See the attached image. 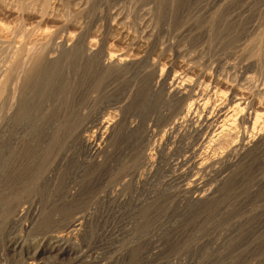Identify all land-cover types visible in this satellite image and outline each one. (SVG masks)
<instances>
[{"label":"bare ground","instance_id":"1","mask_svg":"<svg viewBox=\"0 0 264 264\" xmlns=\"http://www.w3.org/2000/svg\"><path fill=\"white\" fill-rule=\"evenodd\" d=\"M101 4H106L111 23L116 21L125 28L141 21L147 47L138 50L139 39L132 31V44L122 45V41L114 45L108 34L99 35L89 22L83 24L81 19L101 17ZM56 6L62 8L61 13L56 11L60 14H55ZM160 32L170 34L172 40L161 42L156 35ZM159 42L161 52L170 51L181 60V70L166 67L154 57L158 54L152 48ZM214 73L219 76L216 81ZM89 108L96 111V117L87 116ZM134 112L144 116L142 122L129 120ZM92 129L93 140L86 134ZM120 132L135 141L129 154L121 156L127 159L123 165L134 166V178L156 176L160 171L154 173L157 154L152 149L140 154L136 144L162 133L158 153L167 167L162 171L174 174L180 192L191 195L193 202L218 199L229 187L246 182L249 200L264 190V0H0V238L13 227L10 225L21 228L25 211L30 210L24 208L26 187L36 179H50L59 165L76 160V142L95 161L100 155H109L108 146ZM171 157H175L174 163L168 161ZM141 165L144 169L139 171ZM72 201L59 210L58 219L42 221L38 217L28 226L29 232H45L41 240L34 237L27 244L19 234L8 240L9 260L0 257V264H46L43 260L55 252L63 256V246L91 217L86 211L79 212L84 201ZM237 205L224 212L227 221L212 227V235L196 239L162 236L154 241L153 236L142 238L140 233L141 238L132 237L136 239L126 245L129 254L142 248L159 249L150 253L158 260L167 249L173 258L170 264H264V202L258 209L244 210L240 217L237 212L242 202ZM173 224L164 229L171 237ZM145 226L143 223L142 228ZM127 230L136 231V225ZM123 240L125 245L128 238ZM176 247L180 251L173 252ZM108 252L80 263L120 262L110 261ZM144 255L130 256L144 260Z\"/></svg>","mask_w":264,"mask_h":264},{"label":"rangeland","instance_id":"2","mask_svg":"<svg viewBox=\"0 0 264 264\" xmlns=\"http://www.w3.org/2000/svg\"><path fill=\"white\" fill-rule=\"evenodd\" d=\"M59 5V4H58ZM106 4H104L102 6V4L98 7V11L100 9L101 11V17L98 19H87V21H85L84 19H80V21L83 24H88L90 25V28L93 29L92 30H96L97 34H101L104 35L106 37L109 38L108 40H110V43L112 42V44L114 45H119V43H124L122 45L125 44H129L131 42V44L133 43V39L135 38V35L137 34V39H139V41L136 43L137 48H139L138 50L141 51V48H146L147 44L145 42V39L142 37V28H141V21H139L138 23H133L128 25L127 27L125 26V28H123V26H120L116 23V21H112L114 23H111L112 19L107 18L108 17V9H106ZM57 7V8H56ZM54 11L55 14H60L61 13V9L59 6H56ZM59 7V8H58ZM104 7L106 10H104ZM108 8V7H107ZM59 9V10H58ZM72 13H74V7H71ZM103 9V10H102ZM132 9V8H131ZM56 11L60 12V13H56ZM105 13V14H103ZM94 15V13H93ZM139 16H141V14H138ZM107 16V17H106ZM78 20V22H79ZM89 20V21H88ZM103 20V21H102ZM79 22V25H81L82 23ZM81 23V24H80ZM94 23V24H93ZM111 23V24H110ZM110 24V26H108ZM117 24V25H115ZM142 24V23H141ZM102 25V26H101ZM113 27H112V26ZM93 26V27H91ZM108 26V27H107ZM110 27V28H109ZM117 27V28H115ZM123 30L122 31H118V30ZM130 29H129V28ZM108 28V29H107ZM119 28V29H118ZM134 30H132V29ZM112 29V30H110ZM140 29V32L138 31ZM91 30V31H92ZM100 30V32L98 33V31ZM114 30V31H113ZM130 31H132L133 34H130ZM94 33V31H92ZM117 32V33H116ZM138 32V33H137ZM103 33V34H102ZM129 33V36L128 34ZM162 33V34H161ZM165 33V32H164ZM163 32H160L159 34H156L157 37L161 40V42H166L167 41H171L172 40V36L168 33L164 34ZM96 34V33H95ZM125 34V35H124ZM112 35V36H111ZM139 35V36H138ZM159 35V36H158ZM110 36V37H109ZM133 36L134 38L132 39ZM141 36V37H140ZM168 39H167V37ZM114 37V38H113ZM128 39H127V38ZM139 37V38H138ZM170 37V38H169ZM111 38V39H110ZM143 38V40H142ZM117 41H116V40ZM120 41H119V40ZM124 39V40H123ZM115 40V41H114ZM132 40V41H131ZM119 41V42H118ZM126 43H125V42ZM144 44L142 46V44ZM140 43V45H139ZM120 44V45H121ZM146 45V46H145ZM158 45V44H157ZM154 46V50L152 48V52L153 53H157L153 54L156 55L154 57L160 59L161 62H164V64H167L166 67L171 66V68H173L175 71H179L181 70V63H180V59H177L174 55L172 56V52L170 53V51H166L165 52H161L159 49L161 48L160 46V42L158 46ZM139 46V47H138ZM160 46V48H159ZM159 48V49H158ZM155 51H159L155 52ZM164 54H166L164 56ZM170 54V55H168ZM158 56V57H157ZM164 56V57H163ZM179 64V66H178ZM165 66V65H164ZM217 74H213V78H215L214 80L216 81L219 76H216ZM216 76V77H215ZM217 78V79H216ZM213 80V81H214ZM225 89V88H223ZM113 111V110H111ZM89 113H87L88 117L94 118V116L96 115L94 112H96L94 109L89 108L88 111ZM136 112L129 114L128 117L130 121L132 122H142L144 117L143 115L141 116V114H135ZM90 114V116H89ZM94 114V115H93ZM107 116V115H106ZM104 116V117H106ZM96 117V116H95ZM121 117V116H120ZM131 117L134 118L131 119ZM137 118V119H136ZM136 119V120H135ZM140 121H139V120ZM153 129L157 130L158 132L159 129L158 128H154ZM92 131V132H91ZM121 133V134H120ZM120 136L116 135L114 136V139L112 142H110V145L108 146L109 149V155L107 154H103L100 155V157H98L97 160L94 161V159L89 155V151L82 148L78 142H76L74 149H73V157L76 160H72L71 162L65 163L64 165L61 164L57 167V171L53 174V177H51L50 179H36V182H32L31 184H29L24 192L25 199L24 200V208L26 209H30L29 212L25 211L26 215H24L22 221L20 222L21 228L17 227L16 224L10 225L13 227H9L7 229V231L2 235V237L4 238H0V257H2L3 259L9 260L8 258V240H11L14 236H16L17 234H19L22 238H24L23 240H26V243H30L32 240V238L34 240L39 239L41 240L43 238V234H45V232H36L32 231L29 232L28 230V226H30L33 221L35 222V220L40 217V220H56L60 217V213L62 212V207L65 206L68 202L71 203L73 202L72 200L76 201L77 200H82L85 202V206L79 211L82 213H84L83 211H86L85 213L87 214H91V217L89 219V222L87 224H85V227L83 228L82 231L78 232L77 234H75V236L73 235V240L71 238V241L68 242V246L64 245L63 246V256H59L57 255L58 252H55L56 254H52L50 255V258L48 259V257H46L43 261L46 264H81V261H86L87 259L89 260H94L98 254H102L103 252H107V256L112 257L109 260L113 261L114 263H116L115 261H117V259L120 260L119 263L116 264H146L148 261L150 264H157V262L159 264H170L171 260H173L172 257H170L167 253V249L164 250V252H167L166 255L164 253L163 256L159 257L158 260L157 258H151V254H153L154 252H156L159 249H152V248H144V250H139V252L137 253V250L135 251L137 253V256L140 255L141 253L145 254V258L143 260V258H135L136 253L133 251L131 252V254L133 253L135 255L134 256H130L131 254L129 251V247L126 246L128 245V243L130 241H133L136 238L132 237H138L141 238V235L143 236L142 238H150L152 237V240L154 239V241L160 237H164L167 238H174V239H185V238H198L201 237L203 235H212L215 233V231L213 232V228L215 225L219 224V222H221L222 220L227 221L228 219V214H224V212L227 209H230L232 207H234V205H236L237 207H239L237 204L241 205L242 202V206H240L241 210L237 212V216H243L244 215V210H254V209H258L264 202V190H260L259 193H256L257 195H255L254 197H251V199L249 200L250 196L247 193V182L246 183H241L240 185H238L235 188H231L229 187L227 189V192L224 193L223 195L220 196V198L218 199H212L210 201H206V202H200V203H196L192 201V196L191 195H186L182 192H180V185H178V181L174 178V174L168 173L166 172V170L162 171L163 169H167L164 168L166 162L161 158V156L159 155L158 151L160 152V148H161V143H162V133L159 134H155V136L159 137H151V135L147 138L146 140L144 139L143 141H141L139 143V146H137L138 144H136V148L137 151H139L140 154L141 150L142 152H145V149L147 152L151 151V153L157 154L156 155V161L154 164V168H157L154 173H156L157 170H160L161 173L157 172L158 177H156L155 175H151V176H142V177H133L132 175L134 174V166H129V165H123L124 162H127L124 157L121 156H125L126 154H129V152L131 151V149L134 147L133 145H135V141L130 142L131 139H128L127 137H125L124 133L122 135V132H120ZM88 136H90L91 140H93V135L94 134V129L88 131L86 133ZM92 136V137H91ZM125 137V139L122 138ZM124 140H122V139ZM152 138L151 140H148ZM161 138V139H160ZM121 139V140H120ZM160 139V141H158ZM117 140H120L119 142ZM128 140V141H127ZM157 140V141H156ZM128 142V143H127ZM130 142V143H129ZM161 142V143H160ZM78 143V146H77ZM142 143V146H140ZM156 143V144H155ZM160 143V144H159ZM115 144V145H114ZM125 144H127L128 146H126ZM132 145V146H130ZM144 145V146H143ZM160 145V146H159ZM130 146V147H129ZM153 146V147H152ZM159 146V147H158ZM117 147V148H116ZM119 147V148H118ZM122 147V148H121ZM127 147V148H126ZM141 147V148H140ZM148 147V148H147ZM150 147V149H149ZM129 148V149H128ZM120 151H119V150ZM127 149V150H126ZM76 150V151H75ZM82 150V151H81ZM125 150V151H124ZM157 150V151H156ZM124 154H122L121 153ZM128 151V152H126ZM156 151V152H154ZM77 153V154H76ZM114 153V154H113ZM118 153V154H117ZM112 154V155H111ZM117 154V155H116ZM115 155V156H114ZM117 156V157H116ZM76 157V158H75ZM113 157V158H112ZM115 157V158H114ZM121 157V158H119ZM117 158V159H116ZM173 157L170 158V160L168 159V161H170L171 163L174 161L175 157L172 159ZM90 159V161H89ZM115 159V160H114ZM159 159V160H158ZM100 160V165H97V161ZM105 160V161H102ZM114 160V161H113ZM109 161V163L107 162ZM111 161V162H110ZM118 161V162H117ZM106 162V163H105ZM74 166V168L71 166ZM96 163V164H94ZM113 163V164H112ZM121 163V164H119ZM165 163V164H164ZM168 163V162H167ZM174 163V162H173ZM91 164V165H90ZM109 164V166H108ZM115 164V165H114ZM116 164H118L116 166ZM69 165V166H67ZM97 165V166H96ZM104 165V166H103ZM121 165V166H120ZM87 166V167H86ZM91 166V167H90ZM93 166V167H92ZM115 166V167H113ZM128 166V167H127ZM157 166V167H156ZM163 166V167H162ZM71 167V168H69ZM85 167V168H83ZM106 167V168H105ZM108 167V168H107ZM119 169H117V168ZM162 167V168H161ZM62 168V169H61ZM69 168V170H67ZM80 168V169H79ZM97 168V169H96ZM111 168V169H110ZM144 169V166H140L139 167V171H141V169ZM82 169V171H80ZM101 169V170H100ZM132 169V170H131ZM175 169V167H174ZM66 170V171H65ZM78 170V171H76ZM99 170V171H98ZM132 172V173H129ZM74 171V172H73ZM76 171V172H75ZM71 172V174H70ZM75 175H73V173ZM78 172H80L78 174ZM118 172V173H116ZM126 172V173H125ZM128 172V173H127ZM61 173V174H60ZM70 175H69V174ZM114 173V174H113ZM116 173V174H115ZM61 176H60V175ZM67 174V175H66ZM77 174V175H76ZM55 175V176H54ZM59 175V176H58ZM114 175V176H113ZM166 175V176H165ZM71 176V177H70ZM73 176V177H72ZM75 176V177H74ZM81 176V177H80ZM108 178H107V177ZM117 176V177H116ZM124 176V177H123ZM129 178H128V177ZM170 176V177H169ZM79 177V178H78ZM96 177V178H95ZM110 177V178H109ZM144 177V178H143ZM149 177L151 180H149ZM56 178V179H54ZM70 178V179H68ZM126 181H125V179ZM58 179V181H56ZM68 179V180H67ZM121 179V180H120ZM147 179V180H146ZM157 179V180H156ZM160 179V180H159ZM165 179V180H164ZM39 180V181H38ZM67 180V181H65ZM71 180V181H70ZM106 180V181H105ZM124 180V181H123ZM167 180V182H166ZM38 181V182H37ZM42 181V182H41ZM62 181V182H61ZM145 181V182H144ZM147 181V182H146ZM150 181V182H149ZM157 183H156V182ZM160 181V182H159ZM162 181V182H161ZM170 181V182H169ZM110 182V183H109ZM122 182V183H121ZM172 182V183H171ZM176 182V183H175ZM180 182V181H179ZM43 185H42V184ZM46 183V184H45ZM70 185H68V184ZM166 183V184H165ZM40 184L42 186H40ZM56 184V185H55ZM122 184V185H121ZM144 184V185H143ZM169 184V185H168ZM175 184V185H174ZM50 185V186H49ZM55 185V186H54ZM63 185V186H62ZM67 185V187H66ZM122 187H121V186ZM166 185V186H165ZM47 186V187H46ZM54 186V187H53ZM115 186V187H114ZM168 186V187H167ZM41 187V188H40ZM71 187V188H70ZM149 187V188H147ZM159 187V188H158ZM170 187V188H169ZM31 188V190H30ZM34 188V189H33ZM51 188V189H50ZM57 188V189H56ZM63 190H60V189ZM114 188V189H113ZM129 188V189H128ZM166 190H165V189ZM168 188L170 190H168ZM89 189V190H88ZM109 189V190H108ZM120 189V190H119ZM158 189V190H157ZM161 189V190H160ZM233 189V190H232ZM34 190V192H33ZM56 190V191H55ZM67 190V191H65ZM157 190V191H156ZM229 190V191H228ZM31 191V192H30ZM59 191V192H58ZM65 191V192H64ZM71 191V193H70ZM118 193H117V192ZM135 191V192H134ZM165 191V192H164ZM64 192V193H63ZM68 192V193H67ZM153 192V193H152ZM45 193V194H44ZM62 193V194H61ZM115 193V194H114ZM165 193V194H164ZM169 193V194H167ZM70 194V195H68ZM78 194V195H77ZM229 196L230 198L226 197ZM240 194V195H239ZM28 195V196H27ZM64 195V196H63ZM161 195V196H160ZM225 195V196H224ZM243 195V197H242ZM245 195V196H244ZM262 195V196H261ZM109 196V197H108ZM248 196V197H247ZM32 197V198H31ZM35 197V198H34ZM69 197V198H68ZM121 197V198H120ZM147 197V198H146ZM169 197V198H168ZM240 197V198H238ZM31 198V201H30ZM50 198V199H49ZM65 198V199H64ZM67 198V199H66ZM133 198V199H132ZM185 198V199H184ZM191 198V199H190ZM244 198V199H243ZM263 200H262V199ZM59 199V200H58ZM187 199V200H186ZM230 199V200H229ZM239 199V200H238ZM58 200V201H57ZM162 200V201H161ZM186 200V201H185ZM243 200V201H242ZM153 201V203H152ZM155 201V202H154ZM161 201V202H160ZM245 201V202H244ZM28 202V203H27ZM48 202V203H47ZM30 203V204H29ZM37 203V204H36ZM41 203V205H40ZM146 203V205H145ZM227 203V204H226ZM251 203V204H250ZM255 203V204H254ZM198 204V205H197ZM46 205V206H45ZM222 205V206H221ZM228 205V207H227ZM27 206H29L27 208ZM111 206V207H110ZM207 206V207H206ZM219 207V208H218ZM223 207V209L221 208ZM230 207V208H229ZM245 207V208H244ZM255 207V208H254ZM34 208V210H33ZM130 208V209H129ZM160 208V209H159ZM218 208V209H217ZM221 208V209H220ZM226 208V209H225ZM238 208V210L240 209ZM40 209V210H38ZM46 209V210H44ZM89 209V210H88ZM214 209V210H213ZM32 210V211H31ZM61 212H60V211ZM204 210V211H203ZM219 210V211H218ZM39 211V212H38ZM44 211V212H43ZM135 211V212H134ZM139 211V212H138ZM216 211V212H215ZM221 211V212H220ZM34 212V213H33ZM41 212V213H40ZM43 212V213H42ZM117 212V213H116ZM38 213V214H37ZM129 213V214H128ZM42 214V215H41ZM104 214V215H103ZM128 214V215H127ZM135 216H134V215ZM207 214V215H206ZM31 215V216H30ZM37 215V216H36ZM124 215V216H123ZM131 215V216H129ZM140 215V216H139ZM217 215V216H216ZM36 216V217H35ZM104 216V217H103ZM126 216V217H125ZM29 217V218H28ZM31 217V218H30ZM28 218V219H27ZM96 218V219H95ZM135 218V219H134ZM214 218V220H213ZM27 219V220H26ZM32 219V220H31ZM212 219V220H211ZM135 220L137 222H135ZM209 220V221H207ZM216 220V221H215ZM218 220V221H217ZM27 222V223H26ZM30 222V223H29ZM99 225H98V223ZM25 223V224H24ZM93 223V225L91 224ZM103 225H102V224ZM127 223V224H126ZM143 223H146L145 228H142ZM174 223V224H173ZM117 224V226H116ZM136 225L137 230H132V233L127 230L128 227H132L133 225ZM141 227H140V225ZM166 224V225H165ZM172 224L175 226L174 228L177 227V225L179 226V228L177 227V229L172 228V235L174 237H171V232L165 231L167 229V227L172 226ZM202 224V225H200ZM210 224V225H208ZM127 225V226H126ZM130 225V226H129ZM197 225V226H196ZM98 226V227H97ZM101 228H100V227ZM105 226V228L103 227ZM165 226V227H164ZM181 226V227H180ZM25 227V228H24ZM127 229H126V228ZM202 227V228H201ZM207 227V228H206ZM209 227V229H208ZM16 228V229H15ZM124 228V229H123ZM151 228V229H150ZM166 228V229H165ZM198 228V229H197ZM212 228V229H211ZM27 229V232H26ZM105 229V230H103ZM122 229V230H119ZM139 229H141V232H139ZM163 229V230H162ZM165 229V230H164ZM180 229V230H179ZM185 229V230H184ZM206 229V230H205ZM20 230V231H19ZM23 230V231H22ZM98 230V233H97ZM175 230V231H174ZM176 230H178V232H176ZM187 230V231H186ZM84 231V232H83ZM203 231V232H202ZM9 232V234H8ZM12 232V233H11ZM16 232V233H15ZM29 232V233H28ZM114 232H117L114 233ZM127 232V233H126ZM131 233V235L129 236ZM135 232V233H134ZM13 235H11V234ZM126 233V234H125ZM137 233V234H136ZM140 233H143L140 235ZM169 233V234H168ZM8 234V235H7ZM79 234V235H78ZM90 234V235H88ZM116 234V235H115ZM119 234V235H118ZM146 234V235H144ZM9 237H7V236ZM23 235V236H22ZM25 235V237H24ZM32 235V236H31ZM88 235V236H86ZM96 235V236H95ZM111 235V236H110ZM113 235V236H112ZM122 237H121V236ZM124 235V236H123ZM127 235V236H125ZM200 235V236H199ZM78 238H77V237ZM81 236V237H80ZM101 236V239H100ZM150 236V237H149ZM36 239H35V238ZM39 237V238H37ZM92 237V238H90ZM94 237L96 238L94 240ZM120 237V238H119ZM126 237V239H125ZM156 237V238H155ZM26 238V239H25ZM41 238V239H40ZM75 238V239H74ZM83 238L85 239V241H82ZM88 238V239H87ZM104 238V239H103ZM125 239L128 241L125 245L122 244V240ZM137 238V239H138ZM77 239V240H76ZM117 239V240H116ZM7 240V241H6ZM30 240V241H29ZM123 240V242L125 241ZM76 241V242H74ZM88 241V242H87ZM97 241H101L100 243ZM79 242V243H78ZM84 242V244H83ZM96 242V243H95ZM105 242V245L103 244ZM115 242V244L112 243ZM70 243V245H69ZM82 243V246H81ZM87 243V244H86ZM93 243V244H92ZM95 243V244H94ZM118 243V244H117ZM7 244V245H6ZM78 244V245H77ZM100 246H98V245ZM122 244V245H121ZM72 245V246H71ZM75 245V246H74ZM80 245V246H79ZM92 245V246H91ZM103 245V246H101ZM117 248H116V246ZM119 245V246H118ZM89 246V247H88ZM95 246V248L93 247ZM106 246V247H105ZM84 247V249H83ZM93 247V248H92ZM120 247V249H119ZM122 247V248H121ZM126 247V248H124ZM62 248V247H61ZM108 248V249H107ZM129 248V249H128ZM162 248V247H161ZM68 249V250H66ZM71 249V250H70ZM82 249V250H81ZM102 249V250H101ZM110 249V250H109ZM116 250V251H115ZM125 250V251H124ZM179 250L178 247H176L173 252ZM68 251V252H67ZM75 253H74V252ZM81 251V252H80ZM83 251V253H82ZM90 251V252H89ZM110 251H112L110 253ZM121 251V252H120ZM148 251V252H147ZM180 251V250H179ZM77 252V253H76ZM89 252V253H88ZM123 252V253H122ZM7 253V256H5ZM26 252H23V256H25ZM73 253V254H72ZM79 253V254H78ZM129 255H128V254ZM3 254V256H2ZM125 254V255H124ZM57 255V256H56ZM84 255V258H83ZM95 255V256H94ZM123 255V256H122ZM128 255V256H127ZM54 256V258H53ZM95 258H94V257ZM117 256V257H116ZM127 256V257H126ZM149 256V258H148ZM59 257V258H58ZM65 257L67 259H65ZM73 257V258H72ZM116 257V258H115ZM124 257V258H123ZM126 257V258H125ZM165 259H164V258ZM69 258V259H68ZM71 258V259H70ZM83 258V259H82ZM114 258V259H113ZM121 258V259H120ZM126 259V261H125ZM132 259V260H131ZM163 259V260H162ZM143 260V262H141ZM153 262H152V261ZM157 260V261H156ZM168 260V261H165ZM147 261V262H146ZM151 261V262H150ZM165 261V262H164ZM51 262V263H50ZM168 262V263H167Z\"/></svg>","mask_w":264,"mask_h":264}]
</instances>
